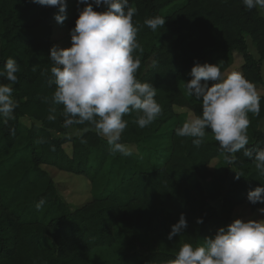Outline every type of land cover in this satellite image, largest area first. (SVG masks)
<instances>
[{"label": "trees", "instance_id": "16d2710c", "mask_svg": "<svg viewBox=\"0 0 264 264\" xmlns=\"http://www.w3.org/2000/svg\"><path fill=\"white\" fill-rule=\"evenodd\" d=\"M129 2L137 9L133 24L143 49L134 53L140 59L137 79L153 84L162 112L144 128L135 123L137 113L126 115L128 125L121 137L125 145L153 138L182 115L177 108L202 114V102L192 101L179 85L196 63L218 64L225 73L239 54L244 61L241 73L254 85H264V14L258 8L249 10L242 0ZM74 3L63 21L69 31L75 27L78 8L86 6L78 0ZM58 11L32 0H0V68L8 58L19 66L13 85L18 106L6 123L0 117V264H91L95 250L117 242L135 246L148 235L154 249L128 251L119 264H172L184 243L197 246L233 222L237 207L264 208V203L248 200L250 190L264 184L254 159L245 157L241 149L231 163L223 161L227 154L210 129L205 142L196 146L193 138L177 136L175 129L180 126H176L169 158L155 167L139 154L112 153L106 139L87 123L74 124L83 135L69 136L63 105L51 102L55 85L49 84L52 24ZM155 16L166 22L153 31L144 22ZM248 40L256 55L250 52ZM260 96L259 114H248L246 148L253 152L264 148V95ZM24 117L34 120L25 130ZM214 159H219L222 171L210 167ZM44 166L84 176L93 187V199L72 209ZM237 173L242 175L239 179ZM192 178L197 179L198 194L190 187ZM203 182L212 183V190ZM41 200L44 204L38 210ZM212 201H219L220 207ZM181 214L187 228L169 240L171 226ZM198 218L203 222L198 223Z\"/></svg>", "mask_w": 264, "mask_h": 264}, {"label": "clouds", "instance_id": "9594fccd", "mask_svg": "<svg viewBox=\"0 0 264 264\" xmlns=\"http://www.w3.org/2000/svg\"><path fill=\"white\" fill-rule=\"evenodd\" d=\"M32 2L58 7L56 21L63 23L66 19L67 0ZM242 2L247 9L258 8L264 14V0ZM78 4L86 6L78 8V19L70 31L71 46L53 45L50 50L53 66L49 84L55 85L51 102L63 105L66 128L87 123L97 135L106 139L112 153L131 156V149L121 142L128 125L124 117L137 113L135 123L144 128L162 112L155 99L156 88L150 82H141L136 75L140 59L134 53L143 51L137 40L138 29L133 24L137 9L129 0H78ZM94 4L103 6L104 10H95ZM165 22L164 18L155 16L144 23L156 31ZM18 71L14 58H8L0 68V117L5 118V123L13 118L18 106L13 98ZM190 76L185 91L189 97L202 102V114L186 119L175 129L176 135L191 137L193 144L200 146L206 140V130L210 129L229 163L244 149L243 155L254 159L259 175L264 176V148L255 152L246 148L249 144L248 114L258 115L261 107L256 86L242 73L233 71L225 75L218 64L208 62L196 63ZM81 142L86 143L85 140ZM240 176L237 173L236 178ZM248 200L253 204L264 203V184L250 190ZM43 204V200L38 202L37 209ZM259 212L264 214V208ZM197 222L202 223V218ZM186 228L187 219L181 214L178 222L171 226L168 239L182 234ZM172 264H264V219L236 218L197 246L184 243Z\"/></svg>", "mask_w": 264, "mask_h": 264}, {"label": "rangeland", "instance_id": "374dc122", "mask_svg": "<svg viewBox=\"0 0 264 264\" xmlns=\"http://www.w3.org/2000/svg\"><path fill=\"white\" fill-rule=\"evenodd\" d=\"M74 0H67L66 17L74 9ZM52 41L53 45H58L62 48L71 46V37L68 26L65 23H53L52 24ZM249 50L252 54L256 55V51L251 41L248 40ZM243 58L239 55H235L233 65L224 73L227 75L233 71L241 73V66L243 64ZM148 65L151 64V60H148ZM262 72L264 76V62L262 64ZM190 71L186 72L181 78L179 85L187 95L185 91V83L190 80ZM260 95H264V85H255ZM188 96V95H187ZM189 97V96H188ZM192 101H198L194 97H189ZM182 115L174 117L170 122L165 124L159 132L151 139L143 141L140 145L128 146L132 153L139 154L143 159L147 160L152 166L163 165L169 158L172 144V132L176 126H182L183 122L190 116L194 117L192 111L188 108H177ZM34 122L32 118H22V129L28 128L31 123ZM261 128L264 130V119L261 122ZM82 133L75 125L67 127V134L69 136L79 135ZM222 160L226 161L225 156H222ZM211 168H216L218 171L223 170V165L219 164V159H214L210 165ZM44 168L50 173L55 180L58 191L62 199L67 201L71 208L81 207L87 202L93 199V187L89 180L84 176H78L65 172L58 171L56 168L50 166H44ZM232 169V167H230ZM196 178L190 180V187L195 194H198L196 189ZM203 186L207 190H212L213 185L210 182H203ZM213 205L220 207L219 201H212ZM236 218H242L245 221L249 219L260 220L264 219V214L259 212V209L253 210L248 204L241 205L235 209L234 220ZM152 235H148L144 240L135 246H128L124 243L117 242L113 246L103 247L95 250L91 256V264H119L120 258L128 251L147 253L153 250Z\"/></svg>", "mask_w": 264, "mask_h": 264}]
</instances>
